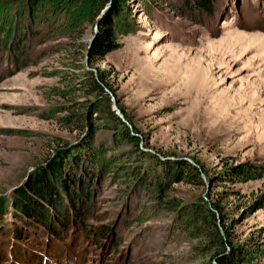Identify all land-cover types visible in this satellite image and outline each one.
<instances>
[{
	"label": "rangeland",
	"instance_id": "374dc122",
	"mask_svg": "<svg viewBox=\"0 0 264 264\" xmlns=\"http://www.w3.org/2000/svg\"><path fill=\"white\" fill-rule=\"evenodd\" d=\"M121 2L113 15L107 0L69 36L31 26L20 58L0 48V197L10 204L59 147L70 150L66 175L91 172L89 210L55 234L7 205L0 264H264V0H212L209 11L189 0ZM106 24L115 47L91 55ZM99 73L109 102L91 93ZM116 105L140 161L117 139ZM191 210L198 218L182 224ZM214 228L249 251L212 259Z\"/></svg>",
	"mask_w": 264,
	"mask_h": 264
},
{
	"label": "trees",
	"instance_id": "16d2710c",
	"mask_svg": "<svg viewBox=\"0 0 264 264\" xmlns=\"http://www.w3.org/2000/svg\"><path fill=\"white\" fill-rule=\"evenodd\" d=\"M107 0H37L35 2L28 1V4L19 5L18 7L12 6V3L3 2L0 0V48L8 50L10 54L13 50L17 58L23 54V39H26L25 34L32 33L31 26L41 25L45 27L52 35L63 37L65 35H72L76 29L85 22H92L94 17L99 13ZM122 0H111L112 14L120 10ZM189 4L198 10L209 11L211 9L212 0H189ZM59 15H63L65 21L62 23L57 22L56 19ZM16 20V21H15ZM19 21H24V24L19 29ZM17 22V23H15ZM111 24H106L105 30L99 35L98 41L94 42L90 53L97 55L99 53L107 52L115 47V43L111 39V31H109ZM34 31L33 33H38ZM125 34V32H124ZM11 50V51H10ZM91 93L98 91L109 102L105 93V88L110 90L103 80L102 75L99 73L97 77L90 75L88 79ZM121 115L131 126L130 121L127 119L124 111L119 108ZM111 119L118 124L120 128L119 138L121 141H127L128 144L134 146L133 154L135 159L141 160L142 152L137 148V135L134 129L131 130L116 116L114 110H109ZM90 121L88 120V124ZM90 130L88 131L87 147L90 146L89 142ZM85 141V138L83 139ZM69 148L59 147L54 151V155L45 160V165H38L39 167L32 173L23 185L15 187V192L11 195L10 204H6V200L0 197V217L7 205L12 207L10 210L13 216L24 217L25 220L36 224L37 227L42 228L48 234L56 233L57 227H67L68 222L73 217L80 219L85 216L89 210L90 203V188L89 183L91 180V172L86 169L83 172L86 181H80L79 177L74 178L66 175L64 172V160L69 155ZM129 155V156H130ZM142 155V156H140ZM141 157V158H140ZM77 164V160H74ZM139 164V163H136ZM112 164H109L110 168ZM185 170L193 172L197 178L199 175L196 167L189 163H185ZM111 169V168H110ZM107 170L112 171V170ZM234 170L243 173L244 170H251L246 164L238 165ZM138 171V170H136ZM135 172V171H134ZM170 172V170H169ZM169 172L165 176H170ZM186 172V173H187ZM190 173H187L189 175ZM197 212L191 210V213L183 217L182 224H189L197 217ZM71 215V216H70ZM71 217V218H70ZM32 220V221H31ZM196 226V225H194ZM100 235L101 231H97ZM211 240H215V246L210 252L212 259L217 261H226L233 257H240L242 254L249 251V244L245 241L236 242L232 246H227V243L218 234L214 228ZM257 244L251 246L253 252H257ZM225 248L227 249L226 252ZM233 255V256H232ZM229 257V258H228Z\"/></svg>",
	"mask_w": 264,
	"mask_h": 264
},
{
	"label": "water",
	"instance_id": "95a60500",
	"mask_svg": "<svg viewBox=\"0 0 264 264\" xmlns=\"http://www.w3.org/2000/svg\"><path fill=\"white\" fill-rule=\"evenodd\" d=\"M114 112L116 114V116L120 119V121H122L124 124L128 125L127 121L124 119V117L121 115L120 111L118 108L114 107Z\"/></svg>",
	"mask_w": 264,
	"mask_h": 264
}]
</instances>
